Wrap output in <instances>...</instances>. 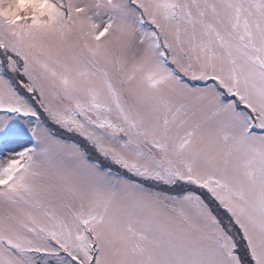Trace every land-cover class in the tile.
<instances>
[{"label": "snow or ice", "instance_id": "1", "mask_svg": "<svg viewBox=\"0 0 264 264\" xmlns=\"http://www.w3.org/2000/svg\"><path fill=\"white\" fill-rule=\"evenodd\" d=\"M0 264H264V0H0Z\"/></svg>", "mask_w": 264, "mask_h": 264}]
</instances>
